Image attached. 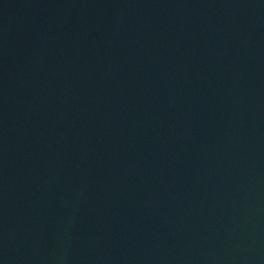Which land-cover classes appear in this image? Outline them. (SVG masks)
Segmentation results:
<instances>
[{
    "label": "water",
    "instance_id": "obj_1",
    "mask_svg": "<svg viewBox=\"0 0 264 264\" xmlns=\"http://www.w3.org/2000/svg\"><path fill=\"white\" fill-rule=\"evenodd\" d=\"M0 264H264V0H0Z\"/></svg>",
    "mask_w": 264,
    "mask_h": 264
}]
</instances>
